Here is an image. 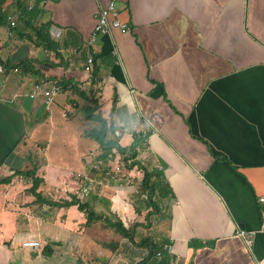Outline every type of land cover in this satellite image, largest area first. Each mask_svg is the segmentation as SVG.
Masks as SVG:
<instances>
[{
	"label": "crops",
	"instance_id": "1",
	"mask_svg": "<svg viewBox=\"0 0 264 264\" xmlns=\"http://www.w3.org/2000/svg\"><path fill=\"white\" fill-rule=\"evenodd\" d=\"M109 1L46 2L33 22L52 23L59 54L0 25L1 59L9 64L31 59L41 70L35 76L0 63V178L35 168L38 191L58 201L77 195L81 181L76 175L89 162H75L74 170L44 157L35 165L21 159L5 162L36 143L34 132L42 122L55 113L63 116L70 106L69 116L78 110V90L91 86L85 64L92 52L97 83L93 96L84 97L119 130L117 143L136 152L135 160L152 173L151 181L157 178L168 189H156L150 205L135 191L145 172L130 165L132 159L121 171L114 161L101 170L105 184L84 200L126 227L136 224L135 241L118 236V247L105 264L141 261L149 249L138 242L146 237L162 246L172 243L175 264H264L259 230L264 208V0H116L131 31L113 28L88 48L96 13ZM45 80L73 86L47 107L42 98L26 96ZM98 144L95 154L100 156ZM31 185L21 174L0 183V264H81V258L71 256L83 241L81 231L92 225L112 228L101 220L85 225L86 213L77 205L56 208L37 201ZM59 193H65L62 199ZM30 204L37 209L28 214ZM58 215L69 225L65 233ZM239 228L257 230L252 248L237 234ZM32 238L41 242L40 249L22 245Z\"/></svg>",
	"mask_w": 264,
	"mask_h": 264
},
{
	"label": "rangeland",
	"instance_id": "2",
	"mask_svg": "<svg viewBox=\"0 0 264 264\" xmlns=\"http://www.w3.org/2000/svg\"><path fill=\"white\" fill-rule=\"evenodd\" d=\"M78 92H80L78 95V100L80 101L81 99L82 101L80 102L82 104L78 110H75V112L69 117H64L60 113H55L51 120L47 119V121L42 122V124L38 127V131L34 132V139H36V143L34 142L31 147H27L22 153L16 151V153H13L5 163L7 164L9 162L27 161L32 162L31 164L35 165V162H43L42 159L44 157V159H48L47 162H51L53 165H70L72 167L71 170H74L76 167H78L75 162H90L94 158L98 157L99 151L96 154L95 152H97L99 148L95 149V145H97V143L101 145V138L104 139L105 136L114 140L118 139V137H116L107 127L105 131L106 135H100L101 138L99 137L97 131L101 127L99 123V118L101 116L97 114L94 102L92 100H87L84 97V93L87 95V97L91 96L90 87L84 88L82 91L78 90ZM87 105L90 107L86 111L85 106ZM91 114L93 117H91ZM32 129L33 127L29 121L27 125V132L31 133ZM16 154H18V158ZM20 159L23 161H20ZM40 165H37V169L40 168ZM120 167L121 171L123 166L121 165ZM79 169H84V166H80ZM101 174V171L92 173V175L97 177L102 176ZM76 178L78 181H80L77 175ZM67 192L68 191L66 190V193ZM41 194L46 199H53V196L48 194L44 189L42 190ZM64 195L65 193H59V195L56 196L57 198H61V196ZM31 197L37 199V197L34 195H31ZM36 205L37 204H30L31 207L29 206L27 213L31 214L32 209H37ZM51 207L59 208L60 206L52 205ZM66 210L67 207L60 211L65 212ZM56 221L63 228L62 232L65 233L69 229V225L67 222L64 223V219L61 218L60 215L57 216ZM80 234L83 237V241L80 244L78 243L77 246L73 247V253L71 254L72 258H81L83 264H86V262L89 260L95 262L97 261L98 264H105L107 259L106 256L110 254L111 251V248L107 247L105 244L118 238V235L114 232V230H104L101 225H92L87 227L86 232L81 231ZM67 264H73V262L70 261Z\"/></svg>",
	"mask_w": 264,
	"mask_h": 264
},
{
	"label": "trees",
	"instance_id": "3",
	"mask_svg": "<svg viewBox=\"0 0 264 264\" xmlns=\"http://www.w3.org/2000/svg\"><path fill=\"white\" fill-rule=\"evenodd\" d=\"M27 3L28 0H10L9 3H7V0H0V25L9 24L10 21H8V16L18 11L20 12V17H19L20 19L17 25L14 28H12L13 33L15 32L20 38L26 39L30 44L34 45L35 47H40L46 50H53L57 54H59L58 42L53 38L51 34L52 23L43 22L40 24H35L33 21L38 15L39 9L35 8L33 10H28ZM33 61L34 60L31 59H22L16 64H9V63H5L0 57V63L3 64V66L6 69L16 68L21 73H31L35 76L36 75L40 76L39 74H41V70L33 64ZM95 72L96 71L92 70V77L90 81L91 95L95 93L93 85L97 83ZM59 83L63 86V89L73 86L72 84H70V81L66 82L65 80H59ZM93 99L94 101H97L94 97ZM92 114L91 117H93ZM99 123L101 127L97 132L100 138L101 136L106 135L105 133L106 127L110 129L113 134H115L116 129L113 123L107 126L108 124L106 120L101 117L99 118ZM101 139H102L101 156L106 155L108 152L116 148L124 155V159L127 163L132 159L130 165L132 166L139 165V167H141L144 170L145 172L144 178L137 187L139 192L136 193H138V195H141L142 193H146L148 195V200H147L148 204L150 205L154 204L153 195L156 189L163 191L162 193L164 192L167 193L168 189L164 184V182L157 180V178L155 179L154 182L151 181L152 173L148 171L145 167L141 166L139 161L135 160L136 152L131 147L130 148L122 147L117 143L116 140L107 138L105 136L104 139L103 138ZM15 174H21L27 179L32 180V185L29 191L34 193V195L37 197V201L46 202L60 207L77 205L80 210L85 211L86 213L87 220L85 225H92L93 223L101 220L104 223L105 227L107 226L112 228L118 236L128 238L131 241H135L134 237H135L136 224H134L131 227H126L122 221L117 219H112L110 216L97 212L88 200H82L76 194H72L71 197L68 199H62L59 201L53 199H46L41 194V192L38 191L41 180L36 176L37 172L35 168L16 171L13 175L0 178V183L10 182L12 176H14ZM156 176H159V173ZM138 244L144 245L146 248H148L149 253L144 259L137 262L136 264H171V261L173 259L172 255L168 253L167 250H164L162 245L153 242L150 237L144 238L143 240L138 242ZM106 246L110 247L111 250H116L118 247V240H112L106 243ZM158 251L162 252L160 256L157 255ZM47 252H51L50 247L49 248L47 247Z\"/></svg>",
	"mask_w": 264,
	"mask_h": 264
},
{
	"label": "built area",
	"instance_id": "4",
	"mask_svg": "<svg viewBox=\"0 0 264 264\" xmlns=\"http://www.w3.org/2000/svg\"><path fill=\"white\" fill-rule=\"evenodd\" d=\"M48 0H38L37 2L28 3L27 8L28 10H33L35 8H38L39 10L45 8V4ZM20 17V12H14L8 16V21H10L9 25V32L13 33L12 28H14ZM113 28H119L122 32L128 33L131 31V27L129 24L124 21L120 17V11L117 8L116 0H110L107 5H101L96 13V23L95 26L87 39L86 46L88 48H92L94 43L96 42L98 36L103 33L111 32ZM93 64H94V55L92 52L87 53V60L85 64V69L88 71L90 76V79L92 77V70H93ZM63 90V86L59 83V80H45V81H39L36 82L30 92L26 94V96H29L32 99L36 98H42L44 103L47 107H50L56 96ZM22 94H16L15 96L18 97ZM73 110V107L70 106L69 108L65 109L63 111V116L67 117L69 116V113H71ZM147 125H152L151 119H146ZM116 134H119V130H116ZM143 135L146 136L145 132H143ZM113 161L116 162V171L120 170V166L123 165L126 161L124 159V155L117 150L116 148L112 151L108 152L106 155L98 156L94 158L92 161H90V167L88 169H85L84 171L78 172L77 177L81 181V188L79 192L77 193V196L80 199H84L88 197L92 191L97 186H103L105 184L104 179L101 177H97L92 175L93 172L101 171L103 168H109ZM122 185V184H121ZM118 191V190H117ZM116 191V194H117ZM136 192H139L138 189L135 190ZM141 196L144 199L148 198V195L146 193H142ZM260 201L264 203V196L260 198ZM262 233H264V208L262 211V223L261 227L259 229ZM237 234L244 240L246 246L248 248H252L255 240V236L257 234V230H248L245 228H239L237 230ZM22 245L24 247L32 248L34 250L40 249L42 247V244L37 239H27L22 242ZM164 250H167L168 253L171 255L174 252V246L173 244H166L163 246ZM162 254L161 251L157 252V255L160 256ZM171 264H175L173 260L171 261Z\"/></svg>",
	"mask_w": 264,
	"mask_h": 264
}]
</instances>
